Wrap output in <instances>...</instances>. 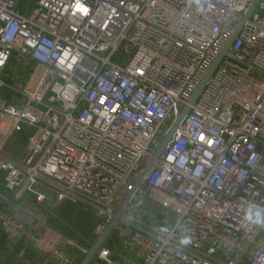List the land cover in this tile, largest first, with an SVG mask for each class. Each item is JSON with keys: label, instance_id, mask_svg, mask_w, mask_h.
Segmentation results:
<instances>
[{"label": "built area", "instance_id": "obj_1", "mask_svg": "<svg viewBox=\"0 0 264 264\" xmlns=\"http://www.w3.org/2000/svg\"><path fill=\"white\" fill-rule=\"evenodd\" d=\"M254 1L84 0L85 17L72 15L74 0H0L5 189L41 205L53 197L93 210L97 236L116 219L118 246L104 241L89 264H264V0L248 15ZM20 64L30 65L27 77ZM27 128V156L5 153L7 140ZM3 201L0 194L8 236L56 264H81L89 253L45 222L36 228L16 217Z\"/></svg>", "mask_w": 264, "mask_h": 264}, {"label": "crops", "instance_id": "obj_2", "mask_svg": "<svg viewBox=\"0 0 264 264\" xmlns=\"http://www.w3.org/2000/svg\"><path fill=\"white\" fill-rule=\"evenodd\" d=\"M29 131H31L32 133V129L29 128ZM31 133L29 134L31 135ZM28 151H29V144H28ZM5 191L7 190L5 189ZM7 193L10 195L11 192L7 191ZM0 194H2L6 200L3 201V203L1 204L5 209L10 211L16 217L23 219L28 224L36 228L39 226L40 222H45L46 224L52 221L57 223L58 222L65 223L66 219L62 216V214H58V208H60L63 205H66L67 207L70 206V211H72V209L75 208L71 207V205H77L70 201L56 202L54 201L53 197H50V199L46 203L41 205L36 203L35 198L32 195H25L26 197H24L23 199H15L13 195L7 196L6 194H3L1 190H0ZM80 211L81 210H78L76 208L73 214V216L77 214L76 217H74L76 220H78L77 217L79 216L80 218L84 217L82 211L81 212ZM50 227L55 229V231L62 232L74 239L81 241L82 243H84L89 247L92 246L99 237L95 233L96 227L93 230L94 235L91 236L84 234V232L78 230L77 228L75 229L67 228V231H60L54 228L53 226ZM0 259L10 264H56L54 261L45 257L33 247L24 244L23 241L8 236L1 229H0Z\"/></svg>", "mask_w": 264, "mask_h": 264}, {"label": "rangeland", "instance_id": "obj_3", "mask_svg": "<svg viewBox=\"0 0 264 264\" xmlns=\"http://www.w3.org/2000/svg\"><path fill=\"white\" fill-rule=\"evenodd\" d=\"M16 62L13 61V67L9 72V76L5 77V80L9 83L12 84L14 83V76L16 74V71L14 69ZM19 66V70L21 68H24L26 70L25 74H22L23 76H28L29 72L31 71V67L30 65H26V64H20L17 65ZM16 68V67H15ZM19 70H17L19 72ZM255 75L259 76V73L255 71ZM26 77H24V79H20L21 83H25L26 82ZM31 131H29V129H23V131L21 132H17L14 135H12L7 142L5 143L4 146V152L15 157V158H24L25 156H27L28 154V139ZM33 133V130H32ZM0 190L3 192V194H6L7 196H14L15 199H23L24 197H26L25 195H17L14 193H10V195L7 193V191H5L4 189V183H3V177L0 178ZM66 205L61 206L60 208H58V214H62V216L66 219L65 223H57V222H50L47 223L49 226H53L54 228H56L57 230L60 231H67V228H72L75 229L77 228L78 230L84 232V234H87L88 236L94 235V228L96 227V225L99 223V219L98 217L95 215L94 211L83 206V205H71V207L75 208L72 209V211H70V206L67 207L66 209ZM76 208L78 210H81L84 217L78 218V220H76L73 216ZM80 211V212H81ZM80 218V219H79ZM61 219V218H60ZM61 222V221H60ZM61 224V225H60ZM115 234L114 232H111V234L106 238L105 243L111 242V241H115ZM77 240V239H76ZM79 241V240H78ZM81 242V241H79ZM82 243V242H81ZM84 244V243H83ZM91 247V246H90Z\"/></svg>", "mask_w": 264, "mask_h": 264}, {"label": "water", "instance_id": "obj_4", "mask_svg": "<svg viewBox=\"0 0 264 264\" xmlns=\"http://www.w3.org/2000/svg\"><path fill=\"white\" fill-rule=\"evenodd\" d=\"M259 1L260 0H255L253 2L252 6L250 7V9L248 11V15L252 13V11L254 10V8L256 7V5L258 4ZM236 35H237V33H235L234 36L231 38L229 44L226 46V48L224 49V51L221 54V56L219 57V59L216 61V63L214 64V66L211 68V70L209 71V73L207 74V76L205 77V79L202 81V83L200 84V86L197 88V90L195 91V93L193 94V96L191 97V99L189 101V105H186L182 109V111L180 112V114L177 116V118L175 119V121L172 123V125L169 127V129L165 133L164 137L162 138V140L160 141V143L158 144V146L155 149L153 158L151 159V161L146 165V167L144 168V170L137 177L136 183H135V186H134V189L126 197V199H125L122 207L120 208L121 211H123L124 208L127 206V203L130 200V197L133 195L135 189L139 185H141L143 183V180H144L145 175L154 167V164H155V161L157 160V158L165 151V149H166L169 141L171 140V138L173 136V133L177 130L178 126L181 124V122L183 121L184 117L188 113V111L190 109V105L195 103V101L197 100L198 96L202 92V90H203L206 82L212 76V74L216 70L217 66L220 64V62L223 59V57H225L228 54L229 46L231 45V43L234 40V38L236 37ZM115 223H116V219H114L106 227V229L103 231V233L99 235V237L97 238V240L95 241V243L91 246L89 253L85 256V258L83 259V261H82L81 264H89L91 262V260L96 255V253H97L98 249L100 248V246L104 243L105 239L109 236V234L113 230V227H114Z\"/></svg>", "mask_w": 264, "mask_h": 264}, {"label": "clouds", "instance_id": "obj_5", "mask_svg": "<svg viewBox=\"0 0 264 264\" xmlns=\"http://www.w3.org/2000/svg\"><path fill=\"white\" fill-rule=\"evenodd\" d=\"M71 8H72V15L73 16H75L77 13H79L81 16H85L86 17L90 13V8L84 3V0H74V2L71 4ZM68 56H69V51H65L64 52V56H63V58L60 59L59 63L61 65H64L65 60L68 58ZM5 59H7V54L4 53V52H0V65L3 64ZM76 61H77V57L73 56L72 60H71V63L67 64V68L68 69H72V67L76 63ZM138 71H140V70H138ZM141 74H142V72H141ZM105 100H106V97L101 96L100 100H99V103L101 105H103L105 103ZM117 107H118V105H117ZM112 110L115 111L116 109L113 108ZM84 119L88 120L89 117L87 115H85ZM204 138L205 137L203 136V134H201L199 136L200 140H204ZM208 143H209V147H211L215 143V141L209 140ZM168 159L171 161L172 159H174V157L173 156H169ZM249 162L251 163L252 161H249ZM181 166H183V160H181ZM246 219L247 220H252L253 217H252L251 214H249L248 216H246ZM253 222L256 223V224H260V220L258 218V215H257V218ZM182 243L187 244L188 240L185 239V240L182 241Z\"/></svg>", "mask_w": 264, "mask_h": 264}, {"label": "trees", "instance_id": "obj_6", "mask_svg": "<svg viewBox=\"0 0 264 264\" xmlns=\"http://www.w3.org/2000/svg\"><path fill=\"white\" fill-rule=\"evenodd\" d=\"M109 244V246H111L112 248L114 247V246H118V243L116 242V241H111V242H109L108 243Z\"/></svg>", "mask_w": 264, "mask_h": 264}]
</instances>
